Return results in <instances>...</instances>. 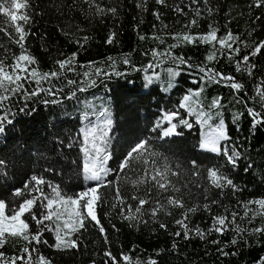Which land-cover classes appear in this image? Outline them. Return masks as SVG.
Instances as JSON below:
<instances>
[{"label": "trees", "instance_id": "trees-1", "mask_svg": "<svg viewBox=\"0 0 264 264\" xmlns=\"http://www.w3.org/2000/svg\"><path fill=\"white\" fill-rule=\"evenodd\" d=\"M0 2L8 7L11 0ZM17 3L27 7L9 10L28 15L29 21L12 22L6 12L0 11V60L9 66L21 54L20 46L9 36H16L14 30L19 23L26 33L24 54L35 59L29 67L41 76L52 71L60 75L39 83V76L29 77L21 81L23 88L15 94L0 89V94L9 97L0 105V126L4 129L0 132V201L5 203L4 215L11 217L25 200L35 199L30 212L20 219L29 225L30 234L42 232L41 240L46 241L28 244L9 237L0 247L4 259L26 256L23 248L27 246L35 249L31 251L33 264L40 256L50 264H106V251L118 261L128 255L130 264H150L153 260L156 264H264V232L253 231L264 228V209L248 203L264 198V123L253 128V118L248 113L252 108L264 116L257 96L258 89L264 91V48L252 55L254 47L264 41V7H255V0H208L207 5L204 0L195 4L192 0H164L162 4L157 0H95L91 6L85 0ZM96 5L104 9L102 14L96 12ZM193 19L197 21L195 25L190 23ZM210 25L217 30L218 39L229 32L238 37L228 43L240 51L221 47L217 41L198 39L211 30ZM183 34L197 38L186 42ZM110 37L112 43L107 42ZM73 53L76 55L72 64L60 69L57 61ZM244 56H249L247 65L242 63ZM162 66L181 70L175 88L168 94L162 93L158 85L144 90L143 74ZM213 73L233 79H210ZM232 83L242 88L236 90ZM49 88L54 96L39 91ZM191 90L200 91L204 112L217 111L216 119L225 122L230 139L220 144L219 154L200 149L195 118L181 107L183 97ZM34 91L39 94L29 95ZM53 99L58 102L45 103ZM217 100L219 104L214 106ZM107 106L111 123L104 140L109 145H104L98 165L108 172L101 174L102 181L89 180L85 178L84 165L92 163L95 155L89 147L88 122L102 118ZM171 114L175 118L168 123L164 115ZM172 124L176 125L174 132L164 136ZM86 132L90 133L87 140ZM143 140L148 142L144 153L148 164L136 161L134 167L121 172L119 165L127 153ZM225 148L229 154L233 149L240 153L235 167L227 162ZM153 152L158 155H151ZM165 164L173 171L179 166L180 175L169 179L181 189L185 208L169 207L171 215L157 213L153 218L152 203L144 205L142 214H136L137 201L130 197L145 196L151 185H140L137 190L126 178L136 179L144 169L152 173L153 168ZM209 169H218L239 190L214 187L208 178ZM32 176L42 178L44 183L37 185ZM98 185L101 199L95 204V212L105 232L101 233L89 218L85 228L70 231L65 237L76 241L77 247L57 249L56 216L41 225L32 216L43 220L50 210L55 212L59 207L53 189H58L61 197L75 199ZM117 189L124 204L116 198ZM18 190L22 195H15ZM171 194H159L152 188L149 199L164 202V197ZM49 199L54 201L51 209L46 207ZM127 205L132 206L131 214L137 215L135 221L124 218L130 214ZM204 205H209L210 210ZM188 208L196 211L187 213L185 224L190 238L185 239L182 227L175 221L183 219ZM233 212L237 213L235 223L231 222ZM221 215L228 217V230L207 234L214 218ZM161 223L167 227L161 228ZM237 225L240 233L235 231ZM197 228L206 233L205 239L196 235ZM177 231L180 236L173 235ZM234 238L239 241L236 245L230 243ZM218 249L229 254L222 255Z\"/></svg>", "mask_w": 264, "mask_h": 264}, {"label": "snow or ice", "instance_id": "snow-or-ice-1", "mask_svg": "<svg viewBox=\"0 0 264 264\" xmlns=\"http://www.w3.org/2000/svg\"><path fill=\"white\" fill-rule=\"evenodd\" d=\"M86 3H88L90 6L95 3V0H85ZM157 3H164V0H157ZM192 3H198V0H192ZM205 5L208 4V0H204ZM254 6L264 7V0H255ZM27 4L24 3H17V0H11V3L8 7H5V3L0 2V11H4L7 13V15L10 17L12 22L17 21H23L25 24L29 21V16L24 15H17L15 11H10L9 9H22L26 8ZM177 11H182V9L177 8ZM111 12H115V9H109ZM209 13H211L212 9H208ZM96 12L99 14H102L104 12L103 8H100L99 5H96ZM196 15H200V10L196 9ZM157 18H159L157 16ZM259 19V17H257ZM191 24L195 25L197 21L193 19ZM210 31L203 36L198 37V39L205 41V42H212L217 41L221 45V47L227 46L229 49H232L234 52H239V48H232V44L228 43L229 41L235 42L239 38L234 36L232 33H228L226 37L219 38L217 37V30L210 25ZM15 34L18 36H12L11 33H9L10 39H13L16 44H18L21 48V54L19 56L14 57V63L12 65L6 66L3 60H0V89L3 90L4 93H12L15 94L18 91H20L23 88V84L21 83L22 80H27L29 77L31 78H37L39 76V79H37V83L40 82L41 79L47 80L49 78H56L60 75L57 71H52L50 73H44L42 76L38 73V71L35 68H30L29 65L35 64V59L31 57L30 55L24 54V44L23 41L25 40V30L24 27L17 23L15 27ZM114 35V34H113ZM143 38V37H141ZM197 37L190 36L188 34H183L182 39L186 42H192ZM108 43H112V38L110 37L107 41ZM264 48V41H262L259 45L254 47V50L252 52V55H255L256 53H259L260 50ZM75 53L73 55L63 61H57V64L59 65L60 69H65L66 66L71 65L72 62L75 59ZM212 57H209L211 59ZM23 62V63H22ZM127 59L125 60V63H127ZM183 62V61H181ZM249 62V56H244L242 63L247 65ZM239 68V63L237 65ZM254 67V66H253ZM10 69L9 70H6ZM201 71H204V69H201ZM211 71V70H209ZM249 74H251V69H248ZM99 72V70H97ZM21 73H24L25 75H21ZM85 76L88 75V73L84 74ZM219 76L221 79L225 80H231L232 77H224L221 76L219 73H213L212 76L209 78L212 79L214 77ZM7 82V83H6ZM69 84L74 83V81H68ZM232 88L236 90H240L242 88V85L239 83H232ZM82 90V89H81ZM39 91H46L49 95H55V92L49 88L47 90L40 89ZM38 91H34L32 93H29V95H38ZM257 96L259 97V102L261 103V107L264 108V91L257 90ZM9 97L7 95L0 94V105L3 104L5 100H7ZM191 98L186 96L184 100L187 102ZM58 101L53 99L51 101H45V103H57ZM219 101H214V106L218 105ZM181 107H185L184 104L181 105ZM249 115L253 118V125L252 127L255 128L257 125H260L264 123V116L261 115L260 112L255 111L252 108L248 109ZM174 115V114H171ZM171 115L166 117L171 121ZM2 119H0V124H2ZM9 123L11 121H8ZM108 123H111V121H108ZM181 123H187L186 121H181ZM190 126V125H189ZM176 128L175 124H172L169 129H166L163 132L164 136H168L174 132ZM4 129L2 126H0V132H3ZM90 133L85 134V139L87 140L88 135ZM230 137L227 134V130L224 126L223 121L221 120L220 124L215 129V135L209 139L205 140L201 143V147L208 149L213 152H221V149L219 147V142L228 140ZM95 151L97 153V157H99V153L102 151L100 148L96 147ZM148 151V142L146 140L140 141L135 146H133L130 151L127 153L125 159L121 162L119 165V170L121 172L124 171L126 168H132L134 167V162L139 161L142 164H148V160L145 158L144 153ZM223 154L227 158V162L232 164L234 167L236 166L237 160L240 157V153L237 152L235 149L232 150L231 154H229V151L227 148L223 150ZM151 155L155 156L158 155L157 153L153 152ZM106 159V158H105ZM3 161H0V164H2ZM193 168H196V162H192ZM247 171V169H245ZM84 171L86 173V179L89 180H95V181H102V173L105 175L107 174L108 170L104 169L102 166H99L93 161L91 165L86 163L84 165ZM208 172V178L211 180V184L216 188H231L233 190H239L236 185H234L233 181L229 179L228 177L224 176L222 173L219 172L218 169H209ZM198 174V173H195ZM180 175L179 166H177V170L173 171L168 164H165L162 168H153L152 173H149L147 169H144L143 175L136 178H126V182L133 185L135 189L138 190L140 185H151L150 188L146 189V195L141 197L139 195H132L130 198L132 200L137 201V205L135 206L134 212L136 214H142V210H144V205L146 204H152L154 203V206L150 209V214L153 218L157 216V213H165L167 215H171V211H169V207L171 208H185V204L183 201V194L181 193V189L177 188L175 184L169 179L170 176H177ZM32 181H35L37 185L44 183L42 178H37L36 176L31 177ZM101 185H98L97 187H92L88 189V191H85L83 193H80L79 197L72 198L67 197L66 199L64 197L60 196V193L58 189H53V191L56 193V196L60 198V201L63 203V205H72L71 212H67V209L65 210L67 212V215L69 217L68 220L64 223V228H71V232H77L80 229L85 228V220H88L90 218V222L94 221L96 226H99V231L101 233L105 232V229L102 225H100V221L97 218L96 212H95V204L97 201H100L101 197L98 194V188ZM29 187L28 184L25 185V188L27 189ZM152 188H155L159 194H163L166 192L172 193L171 195H168L164 197V202H161L159 198H155L153 200H150L149 197L151 196ZM39 191V189H37ZM15 195L20 196L22 195V192L20 190L15 192ZM85 197H88L86 201L81 203L82 200H84ZM116 198L119 200L121 204H124V197L120 194L119 189H117L116 192ZM35 203V199H27L25 200L16 210L11 217H5L4 215V209H5V203L4 201H0V247H3V245L7 242L9 237L12 238H18L23 239L28 244H32L35 242L36 244H39L41 242L46 243V241L41 240L42 232H37L35 234L29 233V225L24 221L21 220L20 217L23 216L25 212H30L31 207ZM54 201L52 199L48 200V204L46 207L51 209V206L53 205ZM212 203H218L217 201H212ZM249 204L255 203L258 204L261 209H264V198L256 200V201H249ZM115 207V205H113ZM205 209L210 210L209 205H204ZM247 215L248 205L245 204ZM129 215L125 216V219L135 221L137 219V215L131 214L132 213V206L127 205ZM86 210L83 211V210ZM196 211V208H188L185 213H183V219H177L175 223L182 227L183 229V235L185 239L190 238V230L185 224V221L188 219V212H194ZM225 211H227V207H225ZM64 213H57L53 211H49L48 214L44 215L43 220L37 219L34 215L32 218L36 220L37 225L43 224L44 220H51L53 215H56L57 219H60V216ZM237 213L233 212L231 214L232 223H235ZM9 221L8 225H5V221ZM228 220L227 216H216L213 220L212 227L208 230L207 234H211L212 231L218 232L223 234V232L227 231V225L226 221ZM161 228H166V224L161 223ZM196 235L199 236L201 239L206 238V233L201 231L199 228L196 230ZM235 231L237 233H240L242 230L239 228V226H236ZM254 232H264V228H258L254 229ZM57 235H56V244L55 247L57 249H69V248H75L77 247V243L74 240H67L64 236L60 235L61 229L58 226L56 229ZM67 235V233L65 234ZM175 236H180L181 232L177 231L173 233ZM105 241L107 242V237L105 236ZM239 241L237 239H233L230 243L232 245H236ZM212 243L217 244L219 241L213 240ZM176 247V244L173 243V248ZM31 251H35V249L30 250L27 246L23 248V253L25 255H21L18 257L10 258L8 260L4 259V254L0 252V264H17V261H22L24 264H33V258L31 255ZM218 251L221 252L222 255H228L229 253L225 252L223 249H218ZM106 257L109 258L108 261H106V264H130V257L128 255H123L121 260L118 261L116 257L112 256L111 252L106 251L104 253ZM35 264H50V261L46 260L45 257L40 256L39 259L35 262ZM150 264H156V262L153 260L150 262Z\"/></svg>", "mask_w": 264, "mask_h": 264}, {"label": "rangeland", "instance_id": "rangeland-1", "mask_svg": "<svg viewBox=\"0 0 264 264\" xmlns=\"http://www.w3.org/2000/svg\"><path fill=\"white\" fill-rule=\"evenodd\" d=\"M217 42H218V40H217ZM180 72H181L180 69H174V68L168 67V66H162L157 71L145 72L142 76L143 89L146 90L151 85H158L159 89L161 90L162 93L168 94L175 88V84H176L175 82L180 77ZM21 75L23 76L25 74L21 73ZM186 96L191 98L187 102L184 100V98ZM182 104L185 105V107H183V108L186 109L190 115L194 116L196 124L199 128V147H200V149L205 150V151H210L208 149L202 148L201 143L205 140L211 139L215 135V129L220 124L221 120L223 121L224 126H225L224 120L222 118L216 119L217 111L216 112L212 111L208 114L206 112H204V110L202 109V106H201L200 91H195V90L189 91L183 97V99L181 101V105ZM102 114H103L102 118L94 120L91 123L88 122V129L91 131V134L89 137V147L91 150L94 151L95 158L93 161H95V163L97 165L101 163L99 158H100L101 154L104 152L105 147L109 145L108 141L104 140V137L106 134L105 132L108 131V126H109L108 121H110V118L108 117V114H109L108 106L103 108ZM168 116L169 115H164L165 121L168 123H171L172 119L175 118V116L171 115V121H169V119L166 118ZM222 142L223 141L219 142V147H220V144ZM104 145H105V147H104ZM96 147H98L102 150L99 153V157H97V153L95 151ZM210 152H213V151H210ZM213 153L219 154L220 152L219 153L213 152ZM89 165H91V163ZM87 198L88 197H85L84 200H86ZM55 200L57 202V205L59 206L55 210V212H57L58 214L64 213L63 215L60 216V219H57V217H56L57 226H59L61 229V232H60L61 235L66 237V236H68L69 232L71 231V228L70 227L64 228V223L66 220L69 219L67 212H71L73 206L72 205H67V206L63 205V203L60 201L59 197H57ZM66 209H67V212L65 211ZM8 224H9V221L6 220L5 225H8ZM66 233H67V235H65Z\"/></svg>", "mask_w": 264, "mask_h": 264}]
</instances>
